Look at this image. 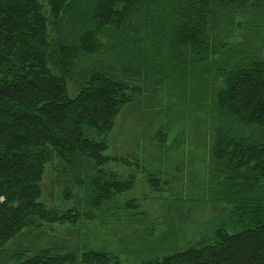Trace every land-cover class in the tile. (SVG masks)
I'll use <instances>...</instances> for the list:
<instances>
[{
	"label": "trees",
	"instance_id": "obj_1",
	"mask_svg": "<svg viewBox=\"0 0 264 264\" xmlns=\"http://www.w3.org/2000/svg\"><path fill=\"white\" fill-rule=\"evenodd\" d=\"M199 71L194 196L186 119L149 138L157 168L135 149L107 151L154 77L187 87ZM49 165L61 205L45 201ZM173 192L214 212L164 241L156 202ZM112 219L147 231L126 249L136 264H264V0H0V264H123L115 236L94 235Z\"/></svg>",
	"mask_w": 264,
	"mask_h": 264
},
{
	"label": "rangeland",
	"instance_id": "obj_2",
	"mask_svg": "<svg viewBox=\"0 0 264 264\" xmlns=\"http://www.w3.org/2000/svg\"><path fill=\"white\" fill-rule=\"evenodd\" d=\"M158 81L164 82L166 80L161 79L160 77L159 80L156 77L151 80V88L146 94V106H143L142 108L137 106L135 109L127 107L124 112L117 117L115 127L109 135L110 148L107 151V154L129 155L131 154L132 149H135L137 154H140L144 159L153 163L157 168L159 163L152 157V155L159 154L160 150L152 145L150 137L153 136L159 128L163 127V121H177V119L184 118L186 119L184 126L187 128V132L189 133L193 144H190L191 155L187 157L188 162L186 163L184 162L186 160H183V165L181 167L183 175L189 177V174L185 172L186 170L191 175L189 178L192 179L191 183H194L192 191L195 196L198 190L195 186L199 185L204 166L202 150L200 147V136L204 134L203 131L205 128L206 114L201 112L198 108L200 105L204 104L203 99L206 93L205 83L207 81L205 71H199L193 81L188 79L187 87L176 86V88H172L169 84L157 86ZM177 100L195 102L187 104V107L184 108L183 105H180L179 107L175 106ZM168 104L169 107H167ZM190 104L192 107L189 106ZM141 111H143V113H141ZM180 126H182V124ZM169 157H173V153H170ZM173 164H175L174 161ZM121 167L122 165H119L116 162H111L107 166L108 169L117 172H119ZM55 177L56 171L54 166L49 165L47 167L44 185L46 189L45 201L50 206L61 205L59 200L55 197L61 191V185L59 181H55ZM187 191H190V189ZM180 192L183 193L182 191ZM181 193L173 192L170 195L171 198L156 202V205L158 203L160 204V206L158 205L157 210L161 208L160 211L158 210L161 212V215L159 213L161 222L159 223L158 221H155L154 224L155 232L153 233L156 238L159 237L161 233V237L164 238V241L170 239V235H173L172 239L174 238V235L181 236L184 232L189 231L190 224L193 221L203 220L206 219L204 217L213 215L214 211H211L209 206L211 204H202L203 202H200L199 205L194 204L196 200L193 199L192 195H185V201H182L183 199H178L183 198L181 197L183 196ZM203 205H205L206 208H204ZM125 214L126 212L124 210L119 211V217ZM180 218H182V221L177 227L174 224L165 225V222L167 223L171 220L174 221L175 219ZM185 219L188 222V224H186L187 227L184 225ZM119 222L120 223H117V221L112 219L110 224L95 225L94 227L96 228L94 229V235H97L99 240L105 239L108 235L115 236L113 239H117L115 246L118 249L116 251H119L117 254H119L123 264H136L140 261V256L127 252L126 249L136 246L134 242L141 240L147 231L145 232V228L142 226V231L140 230L137 232V227L128 224L126 219L120 220ZM164 227V231H159ZM69 239L76 240L77 235L71 236ZM137 244L140 247V244ZM94 246L98 245L94 244Z\"/></svg>",
	"mask_w": 264,
	"mask_h": 264
}]
</instances>
